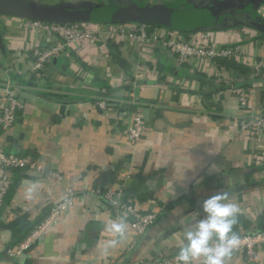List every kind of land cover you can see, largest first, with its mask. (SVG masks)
Returning a JSON list of instances; mask_svg holds the SVG:
<instances>
[{"label":"crops","instance_id":"1","mask_svg":"<svg viewBox=\"0 0 264 264\" xmlns=\"http://www.w3.org/2000/svg\"><path fill=\"white\" fill-rule=\"evenodd\" d=\"M124 1L171 6L206 0ZM258 14L264 17V1ZM26 23L24 17L0 12V85L13 70L25 71L19 79L24 107L13 127L0 129V143L30 156L42 170L14 175L0 209V264L138 259L156 264L178 254L185 232L206 218L202 202L217 194L226 193L239 208L233 225L237 236L264 229V133L257 137L243 131L237 119L264 103V37L256 29L217 30L219 43L243 46V56L233 59L237 65H223L227 81L248 97L242 106L234 91L216 81L212 65L196 71L166 49L142 50L123 35L71 47L38 77L29 72L35 49L59 40ZM105 94L110 101L103 110L95 100ZM134 101L147 121L136 142L123 133L138 109ZM97 186L122 188L139 200L142 211L164 210L153 226L137 234L128 219L118 221L113 207L93 191ZM70 189L75 197L70 208L29 249L11 254L9 249ZM113 222L125 225L123 234L110 230ZM225 264H264V247L251 260L232 255Z\"/></svg>","mask_w":264,"mask_h":264},{"label":"built area","instance_id":"2","mask_svg":"<svg viewBox=\"0 0 264 264\" xmlns=\"http://www.w3.org/2000/svg\"><path fill=\"white\" fill-rule=\"evenodd\" d=\"M27 19L26 26L38 28L47 36L57 37L59 42L52 47H37L33 53L29 72L40 77L45 74V69L54 59L65 56L71 47H82L87 42L96 43L102 41L104 36L113 38L123 35L143 50L163 48L174 53L180 64H187L203 72L207 65H212L216 73V81L223 83L224 88H230L237 94L242 106H246L248 97L245 91L227 81L224 75V66L218 59H240L243 56V46L237 44H223L217 41V30H200L185 33L180 30L154 26L139 22L95 24L89 22L56 23ZM105 37V39H106ZM25 74L24 70H13L11 78L0 85V129L7 132L18 120L19 112L24 107L23 87L20 78ZM223 93V90L220 91ZM67 95L68 94H63ZM109 95L95 100V103L103 110L108 107ZM138 108L134 111L132 120L129 121L123 133L132 141H138L147 129V121L139 111L141 105L135 101L132 103ZM243 131L253 133L261 137L264 133V103L260 110L247 112L237 117ZM19 169L24 174L39 172L42 166L28 155L12 153L0 143V209L14 183V170ZM93 191L113 207L118 221L128 219L137 234L145 233L153 226L162 214L164 207H158L149 211L139 208V200L125 195L122 188L114 189L97 186ZM74 191L69 190L68 195L52 205L48 211L33 225L30 231L9 251L13 255H20L43 235L47 228L56 223L74 203ZM239 244L231 255H244L251 260L256 257L258 250L264 247V229L252 233L238 235ZM178 255V254H177ZM157 261L156 264H178L176 256ZM227 259V258H226ZM128 264H143L142 260H134ZM193 264H202V261H194Z\"/></svg>","mask_w":264,"mask_h":264},{"label":"water","instance_id":"3","mask_svg":"<svg viewBox=\"0 0 264 264\" xmlns=\"http://www.w3.org/2000/svg\"><path fill=\"white\" fill-rule=\"evenodd\" d=\"M264 0H206L188 2L182 7H171L160 4H130L124 0H115V4L83 3L48 5L39 1L29 0L27 6H18L12 0H0V12L3 14L40 20L45 22L72 23L89 22L95 24L139 22L156 24L161 22L172 30L190 29L211 30L216 25L208 24L213 13L233 17L237 10L250 8L253 25L264 30V17L258 9ZM239 2H243L240 4ZM231 8L227 13L221 9ZM136 19V20H135Z\"/></svg>","mask_w":264,"mask_h":264},{"label":"clouds","instance_id":"4","mask_svg":"<svg viewBox=\"0 0 264 264\" xmlns=\"http://www.w3.org/2000/svg\"><path fill=\"white\" fill-rule=\"evenodd\" d=\"M202 209L206 218L190 227L179 242L178 264H193L194 261L225 264L226 258L239 244V238L233 232L239 208L229 201L226 193L205 199ZM109 227L114 233L123 234L125 231L123 223L113 222Z\"/></svg>","mask_w":264,"mask_h":264},{"label":"trees","instance_id":"5","mask_svg":"<svg viewBox=\"0 0 264 264\" xmlns=\"http://www.w3.org/2000/svg\"><path fill=\"white\" fill-rule=\"evenodd\" d=\"M13 2H14V4H16V5H18V6H27L28 5V3H29V1L28 0H12ZM185 5V3H184V1H181L180 3H178V4H175V5H171V7H182V6H184ZM246 10H249L248 8H246ZM238 18V19H240L239 21H237V22H229V23H227V24H222L221 22H223L225 19H227L226 18V16L225 15H220V14H218V13H213V15L210 17V19H209V21H208V24H210V25H216L215 26V28H211V30H221V29H225V28H228V27H235V26H246V27H251V28H254V29H256L258 32H259V36L260 37H264V30L263 29H259V28H257V27H255V26H253V25H249V24H247L248 22H252L251 20H253V17H246V16H244V17H242V18H239L238 16H233V18ZM229 18V17H228ZM136 20V19H135ZM150 25V27H154V26H161V27H165V28H167L166 27V24H163V23H161V22H158V23H156V24H149ZM194 31H199V30H197V29H195V30H193L192 32H194ZM182 32H185V33H189V32H191V30L190 29H183L182 30ZM218 62L220 63V64H222V65H224V66H226V64L227 65H230V64H232V65H237V63L235 62V61H233V59H227V58H224V59H218ZM240 66V65H239ZM181 72H182V70H181ZM61 96H65V97H67L66 95H61ZM14 175H15V177L16 176H23L24 175V173L21 171V170H19V169H15L14 170ZM13 185H14V183H13ZM13 185H12V187H11V189L13 188ZM10 189V190H11ZM10 190H9V193H10ZM8 193V194H9ZM7 197H8V195H7ZM30 231V230H29ZM28 231V232H29Z\"/></svg>","mask_w":264,"mask_h":264},{"label":"flooded vegetation","instance_id":"6","mask_svg":"<svg viewBox=\"0 0 264 264\" xmlns=\"http://www.w3.org/2000/svg\"><path fill=\"white\" fill-rule=\"evenodd\" d=\"M243 1H246V0H243ZM240 4H242L243 2H239ZM246 8H248L249 10H246ZM245 8V10H237L236 11V14H235V16H238L239 18H242V17H244V16H246V17H250V15H249V11H250V8L249 7H246ZM240 19H238V18H233V17H229V18H227V19H225L223 22H221L222 24H227V23H229V22H237V21H239Z\"/></svg>","mask_w":264,"mask_h":264},{"label":"rangeland","instance_id":"7","mask_svg":"<svg viewBox=\"0 0 264 264\" xmlns=\"http://www.w3.org/2000/svg\"><path fill=\"white\" fill-rule=\"evenodd\" d=\"M227 11H231V8H225V9H221V12L227 13Z\"/></svg>","mask_w":264,"mask_h":264}]
</instances>
